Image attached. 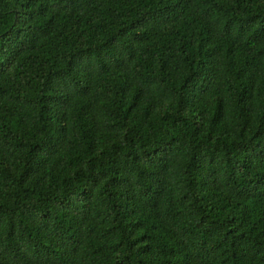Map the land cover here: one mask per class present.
Masks as SVG:
<instances>
[{
  "label": "trees",
  "instance_id": "1",
  "mask_svg": "<svg viewBox=\"0 0 264 264\" xmlns=\"http://www.w3.org/2000/svg\"><path fill=\"white\" fill-rule=\"evenodd\" d=\"M0 264H264V0H0Z\"/></svg>",
  "mask_w": 264,
  "mask_h": 264
}]
</instances>
